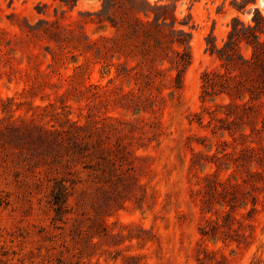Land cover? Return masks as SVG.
I'll return each instance as SVG.
<instances>
[{"label": "rangeland", "instance_id": "374dc122", "mask_svg": "<svg viewBox=\"0 0 264 264\" xmlns=\"http://www.w3.org/2000/svg\"><path fill=\"white\" fill-rule=\"evenodd\" d=\"M236 1L0 0V264H264V48L207 50L264 43Z\"/></svg>", "mask_w": 264, "mask_h": 264}, {"label": "trees", "instance_id": "16d2710c", "mask_svg": "<svg viewBox=\"0 0 264 264\" xmlns=\"http://www.w3.org/2000/svg\"><path fill=\"white\" fill-rule=\"evenodd\" d=\"M226 1V0H224ZM233 3H237L236 0H232ZM257 0H240L239 5L234 6L236 7V9H238L239 11H244V9L247 6L250 5H255ZM139 0H134V3H138ZM132 9H134L137 13H141L144 15V17H153V22L155 24V27L159 28L160 25H166L167 21L169 20L172 25H171V32L172 33H178V35L180 37L183 38H178L176 40L173 41V43H176L179 46L183 47V52L182 54H179V64H178V68H176V74L174 77V83H175V87L176 88H180L181 82H182V71L183 69H185V67L189 64V60H190V55H189V41H188V37H189V33L185 32L183 29H176L175 28V24H176V19L174 17V14H172V12L169 11V9L167 8V6H151L149 4V8L148 10H141L139 8H136L134 6H131ZM253 12L255 15H257V17L260 20L264 21V17L261 16L259 10L257 8L253 9ZM151 15V16H150ZM255 22V21H254ZM179 25L181 27L186 26V24H181L179 23ZM257 29V24L252 27V26H246L245 24H243L240 19L238 17H235L231 20L230 23V30L228 32V36H227V41L224 43L223 47L221 49L217 48L215 46V44L211 45V48H207V50H210L212 52H215V54L222 59L226 64H232L234 63L233 60V55L231 54V52L233 51V46H236V42L238 41V38L240 36L244 37V31L247 32L249 34V36L252 38L251 43H253V55H252V64L255 65L258 61V56L260 54V52L262 53V48H264V43L261 42L259 40V36L256 32ZM210 45V42H207V46ZM203 82L204 85L208 84V87L211 88L212 87V83H210L209 81V75L208 74H204L203 76ZM259 84H260V88H262L264 90V78H260L259 79ZM76 130H79V127L75 128ZM64 181H60V182H56L55 185L52 188L51 191V196L53 199L54 204L57 206L56 208V213L58 215L62 214V206L66 203L67 201V196H68V188L67 186H65Z\"/></svg>", "mask_w": 264, "mask_h": 264}, {"label": "water", "instance_id": "95a60500", "mask_svg": "<svg viewBox=\"0 0 264 264\" xmlns=\"http://www.w3.org/2000/svg\"><path fill=\"white\" fill-rule=\"evenodd\" d=\"M261 3H262V5H263V7H264V0H261Z\"/></svg>", "mask_w": 264, "mask_h": 264}]
</instances>
